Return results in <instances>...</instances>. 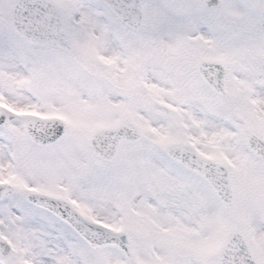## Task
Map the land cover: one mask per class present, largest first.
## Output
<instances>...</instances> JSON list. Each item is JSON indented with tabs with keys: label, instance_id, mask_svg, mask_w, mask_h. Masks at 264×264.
<instances>
[{
	"label": "snow or ice",
	"instance_id": "obj_1",
	"mask_svg": "<svg viewBox=\"0 0 264 264\" xmlns=\"http://www.w3.org/2000/svg\"><path fill=\"white\" fill-rule=\"evenodd\" d=\"M0 264H264V0H0Z\"/></svg>",
	"mask_w": 264,
	"mask_h": 264
}]
</instances>
